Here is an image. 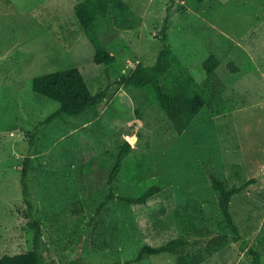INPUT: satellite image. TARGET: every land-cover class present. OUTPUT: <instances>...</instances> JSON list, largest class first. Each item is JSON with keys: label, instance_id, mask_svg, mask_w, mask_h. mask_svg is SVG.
Here are the masks:
<instances>
[{"label": "rangeland", "instance_id": "1", "mask_svg": "<svg viewBox=\"0 0 264 264\" xmlns=\"http://www.w3.org/2000/svg\"><path fill=\"white\" fill-rule=\"evenodd\" d=\"M79 1L0 0V257L30 248L21 168L30 133L59 106L33 91V78L78 68L96 93L128 76L138 62L154 63L168 16L169 44L197 81L206 77L203 61L211 54L219 58L225 97L235 109L220 116L205 111L179 134L158 102L117 85L82 115L46 125L30 156V188L44 228L46 260L177 264L169 253L140 262L136 257L144 245L160 246L190 233L193 223L230 235L228 247L204 264H256L250 248L264 264V0H175L171 9V0H125L141 20L136 29L115 28L108 47L118 64L110 69L94 62V46L74 13ZM230 64L240 71L231 72ZM132 135L139 139L114 183L115 193L137 194L143 182L158 177L167 186L146 204L113 199L96 213L109 188L86 172L112 166ZM139 164V177H132L129 167ZM214 173L229 186L246 184L230 205L237 237L212 187ZM82 208L86 219L78 228ZM85 231L80 258L78 240Z\"/></svg>", "mask_w": 264, "mask_h": 264}, {"label": "trees", "instance_id": "2", "mask_svg": "<svg viewBox=\"0 0 264 264\" xmlns=\"http://www.w3.org/2000/svg\"><path fill=\"white\" fill-rule=\"evenodd\" d=\"M174 4L175 0H171L168 9H171ZM74 13L82 32L94 46V62L97 65H104L108 69L115 68L118 60L108 47L109 41L113 37L112 33L115 28L136 29L141 17L125 0H80L74 6ZM106 31H108L107 35ZM167 31L168 16H166L160 31V48L152 65L138 62L128 76L122 74L96 93L90 91L82 71L78 68L48 72L33 78V91L44 98L56 101L59 106L30 133L28 156L23 160L21 168L20 181L26 206L24 215L29 219L31 228L30 248L24 253L2 255L0 264H49L45 256L47 244L44 240V228L41 220L36 216V206L30 188V175L33 168L30 156L36 149V135L55 119L82 115L90 107L104 102L109 92L117 85L124 86L126 89L141 90L144 95H147V100L151 98L158 102L179 134H183L205 111L212 116H220L235 109L233 102L225 97L227 86L218 72L221 65L219 58L211 54L203 61L206 77L201 82L197 81L191 70L169 44ZM229 69L233 73L240 71L233 64H230ZM137 113L140 115L139 110ZM138 139V135L129 137L120 146L115 162L109 168H94L86 172V175L95 184L103 183L109 188L108 195L99 204L96 213H100L113 199H118L126 204H146L150 198L167 186L158 177L143 182L139 186L137 194L122 196L115 193L114 183L121 174L125 166V159L132 153ZM139 170L140 164L136 166L135 170L129 167V173L135 178L139 177ZM211 178L212 187L226 225L231 229L234 237H237L240 235L239 228L234 221L230 205L232 198L245 189L246 184L229 186L216 173L212 174ZM83 210L82 208L81 212L83 213L80 214L77 223L78 228L86 219ZM73 211L77 214L80 213L78 208H74ZM91 221L92 219L87 222L88 228L91 226ZM191 225L190 233L177 237L166 244L144 245L140 249L136 261L146 260L152 255L169 253L176 256L177 264H204L215 254L224 251L231 243L229 234L216 233L208 228L196 229L193 223ZM86 239L87 231L83 232L78 240L79 257ZM249 251L254 255L255 263L262 264L261 254L253 248H250ZM70 264L83 263L80 260Z\"/></svg>", "mask_w": 264, "mask_h": 264}]
</instances>
